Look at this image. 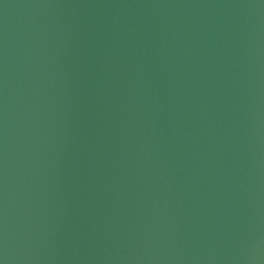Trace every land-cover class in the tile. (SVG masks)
<instances>
[{
  "label": "water",
  "instance_id": "95a60500",
  "mask_svg": "<svg viewBox=\"0 0 264 264\" xmlns=\"http://www.w3.org/2000/svg\"><path fill=\"white\" fill-rule=\"evenodd\" d=\"M0 264H264V0H0Z\"/></svg>",
  "mask_w": 264,
  "mask_h": 264
}]
</instances>
